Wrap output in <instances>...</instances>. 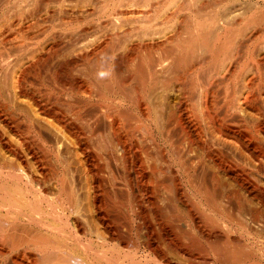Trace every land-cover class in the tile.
<instances>
[{"label":"bare ground","instance_id":"6f19581e","mask_svg":"<svg viewBox=\"0 0 264 264\" xmlns=\"http://www.w3.org/2000/svg\"><path fill=\"white\" fill-rule=\"evenodd\" d=\"M50 1L0 0V264H264L263 9L157 19L173 1L142 0L139 21L109 0L101 36L70 35L65 11L20 24ZM18 125L29 139L2 133Z\"/></svg>","mask_w":264,"mask_h":264},{"label":"rangeland","instance_id":"374dc122","mask_svg":"<svg viewBox=\"0 0 264 264\" xmlns=\"http://www.w3.org/2000/svg\"><path fill=\"white\" fill-rule=\"evenodd\" d=\"M107 1H109V0H68V1L67 0L66 1L52 0V2L50 1L49 3H46V5H44L43 7L41 6V8H38L39 11L37 10L36 14L34 16L30 17L27 14L24 15V16H27V18L24 17L25 19L23 18L24 20L21 21L20 24L23 26H26L28 24L33 23V24L39 25L40 28H43V27H46L47 25L51 24L53 19H54L55 24L58 23L60 18H61L60 11H65L67 13L68 18H69V31H68V33L70 35H72V36L78 35L81 38L85 37V36L87 37L89 35L90 36L91 35L92 36H98V35L101 36L100 34H103V33L107 34V33H105L104 30H103L104 32H102V30H100L98 28L99 24L101 22H103V20L106 17V15L102 14V10L104 9V6L106 5ZM162 1L163 0H151V2H149V3L151 6H154L155 3H160ZM172 1L174 3L173 2L167 3L164 7H162L159 10L158 15H157V19H159V18L161 19L162 16H167V15L171 14L174 10H176L178 3H180V2L184 3L186 0H172ZM223 1L224 2H228V1L233 2V0H223ZM235 1L236 0H234L233 3H235ZM112 2L107 3V6H106L107 8H109L110 11L114 10V11L135 12L136 16H138L139 21H140V15H141L140 13H142L145 10L144 3L142 2V0H112ZM194 2L196 4L201 3V2H205L203 4L207 5V9L205 8L206 10H203V12H201L200 14H201V16L207 17L209 13L211 14L215 10L216 3L218 2V0H194ZM254 4L256 6H254ZM257 6H258V8L261 7V10L263 9L262 13L264 14V0H246V18L249 19V17H253L257 14V13H255ZM149 8H150V6H149ZM253 8H254V10H253ZM252 13H254V15H252ZM136 18H135V22H133V24H131V25H136L135 23L138 22ZM248 19H246V20H248ZM12 20L15 21V19H12ZM255 25L253 26V29H255V30H251V32H250V34H252V35L250 36V34H249V36H248L249 44L251 46H253L254 44L256 46V43L258 41L259 42L261 40L264 41L263 33L260 34V32H259L260 26L258 24H255ZM255 27H257V28H255ZM84 30L86 31V33L88 32L89 34L87 33L88 35H86V33H84L85 32ZM99 30L102 33L98 32ZM90 31H92V32H90ZM60 33H61V31L58 30L55 32L54 36H56V35L59 36ZM98 33H100V34H98ZM47 37L43 41V46H44V43H45V45H47L50 41V40H47ZM119 37L120 36H117L115 39V37L106 36V38L103 40V42L105 41L107 43L109 50H111L109 47H111L113 49V46L115 45L114 50H118V55L120 56L119 58L118 57L117 58L119 60H122V59H125L126 57H128L129 54H131V53L129 51H127L125 49V47L124 48L121 47V45L123 44V41ZM134 37L136 38L137 36H134ZM257 37H259V38H257ZM108 38H110V40L112 42L110 40H108ZM113 39H115V40H113ZM252 41L254 43H252ZM117 43H119L120 45ZM131 44H132L131 46L134 47L135 45H138V41L131 43ZM118 46H119L120 50H119V48H117ZM80 55H81V53H80ZM253 55L255 56L254 53L252 54V56ZM248 57H249V55H248ZM93 60H94V58L91 60V63L89 62V63H84V64H80L82 62H78L77 65L75 66L74 73H79V72H77L79 68H81L80 70L83 72L82 67H84V69H86L85 66H87L88 68H91V69L92 68L95 69L96 62L92 63ZM85 64H87V65H85ZM81 75L83 76L84 74H81ZM43 76H44V73H41V76H40L39 82H38L40 85H38V86L36 84L37 80H36V77H34L33 72H28V73L26 72L25 73V80H26V83H28V84L33 83V85H36V87L38 89H40L42 91V93L46 92V91H47L46 93H49L50 92L49 90H53V87L45 81ZM82 76H80V77H82ZM83 77H82L83 80L84 79L87 80V78H88V77L87 78H85V77L83 78ZM49 86H50V88H49ZM56 87H57V89L59 88L57 85H56ZM55 92H57L56 89H55ZM247 121H248L247 124L250 125L251 119H249ZM19 126H21L20 128H18L20 131L18 129H15V130L12 129V132L10 133L9 130H11V129H8L6 127H5L6 129H1V130H2V133H6V136L8 138L10 136L13 140H15L17 142L19 141V138L24 139V137H25V138L29 139L31 137V135L26 132L27 130L22 128L23 127L22 125H18V127ZM123 126H124V128L127 127L126 129H123L125 132H126V130L129 131L126 133H132L134 131V129H131V130L129 129V127L131 126V123H126V124L124 123ZM16 130H18L20 133ZM14 131H16L18 133L14 132ZM17 134H19V135H17ZM16 135L18 137L19 136L20 137L18 138ZM43 167L45 168V166H43ZM39 171H41V169ZM50 192H53V191L51 190ZM120 220H121L120 222H124L122 219H120ZM120 248H121V246H120ZM255 256H257L256 257L257 260H259L260 262H264V258H262V255L260 253L257 252V254H255Z\"/></svg>","mask_w":264,"mask_h":264}]
</instances>
